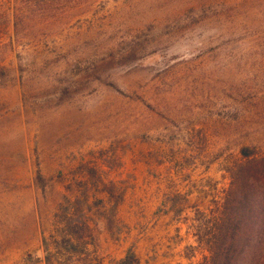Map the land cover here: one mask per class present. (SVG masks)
Masks as SVG:
<instances>
[{
    "label": "rangeland",
    "instance_id": "obj_1",
    "mask_svg": "<svg viewBox=\"0 0 264 264\" xmlns=\"http://www.w3.org/2000/svg\"><path fill=\"white\" fill-rule=\"evenodd\" d=\"M85 3L13 42V0H0V264H46L44 237L52 264L130 250L190 264L186 247L197 264L194 231H169L154 198L200 203L228 187L243 147L264 157V0ZM87 183L93 216L119 208L102 190L125 201L122 242L81 230L70 254L62 222L91 206Z\"/></svg>",
    "mask_w": 264,
    "mask_h": 264
},
{
    "label": "trees",
    "instance_id": "obj_2",
    "mask_svg": "<svg viewBox=\"0 0 264 264\" xmlns=\"http://www.w3.org/2000/svg\"><path fill=\"white\" fill-rule=\"evenodd\" d=\"M87 1L13 0V42L28 39L27 30L38 25L57 23L68 16H80ZM3 18L0 16V25ZM4 76V70L0 68V77ZM240 155L241 160L231 172L228 187L218 190L208 208H196V216H187L184 220L196 237L197 247H192L193 250L202 248L207 253L197 264H264V157L251 147H243ZM37 182L45 189L46 180L40 172ZM80 217V222L73 220L69 214L63 218L61 235L71 245L67 250L70 254L81 252L75 242L81 239V230L87 231L88 218L84 214ZM43 242L46 264H52L46 237ZM194 258L193 255L188 257L189 260ZM68 264H102V261L100 258H81L80 262ZM115 264H140V260L130 250L124 259Z\"/></svg>",
    "mask_w": 264,
    "mask_h": 264
},
{
    "label": "crops",
    "instance_id": "obj_3",
    "mask_svg": "<svg viewBox=\"0 0 264 264\" xmlns=\"http://www.w3.org/2000/svg\"><path fill=\"white\" fill-rule=\"evenodd\" d=\"M100 193H101V196H103V198H102L103 200H101L103 207L106 208V206H108V205L114 206L115 204L117 207H119V208L114 209L115 211H114L113 215L110 218L105 219L103 217L93 216V214L90 213V211L92 212L91 199L93 197H95L96 195L95 196L93 195V191L91 190L88 183L86 184V189L84 190L83 197H84V195L87 194V198H84V199H87L88 200L87 204L91 203V206L87 205L85 209H82V211L79 210L80 211L79 215L84 214L88 218L86 229L89 232L90 237H94V239H96V241L98 238V242L100 243V245H101L100 238L104 237V235L107 237L109 236L107 243H110L111 242L110 238H113V241L115 243L120 244L122 242L121 241L122 235L117 233V232H119V229H116L117 227H115V226L119 225L121 217H124L123 215H124V212L126 210L125 209V201L121 200V201H119V203H117V202L115 203V197H113V193L109 190H106V189L100 191ZM159 195L160 196L154 198L155 202L157 203L155 205L154 212L161 219V221L164 219H169L168 223L165 224L166 228L169 229V231L174 229L175 232H177L179 235L183 231V227H186L189 230V232H191V230L188 227L189 224L184 223L185 218L187 216H193L195 213V209L201 208V205L204 206V209L208 208L209 205H207V204L210 202V200H212L215 197V194L211 196L209 193H207L208 196L205 194L203 199L201 198L200 203H196V202L192 201V195L193 194L190 192H187L184 195L179 193V196H176V197L174 196L172 198H169V201L166 202V201L162 200L160 190H159ZM78 197L80 198V200H82L81 196H76L75 200H78L77 199ZM207 197H208V199H207ZM77 202L80 203V201H77ZM204 209H202V210H204ZM92 217H94V218H92ZM62 227H64V226H62ZM95 236H96V238H95ZM179 239H181V241L179 240L178 243L182 244L184 242L183 238H179ZM91 244H95V242L91 243ZM95 246L97 248H99V246L97 244H95ZM187 248L188 247H186L185 249L187 250ZM100 249H101V246H100L99 250ZM186 250L184 251V253L180 257H181V259L187 260L190 262V264H192V261L194 259H192V260L188 259L187 255L185 254ZM127 253L123 258L114 259L111 262H109V264H115V262L124 259L127 256ZM138 258H139V256H138ZM101 261H102V264H107L106 258L104 260L101 259ZM178 264H184V262L183 261L178 262Z\"/></svg>",
    "mask_w": 264,
    "mask_h": 264
}]
</instances>
